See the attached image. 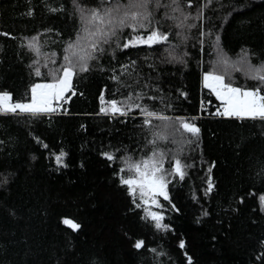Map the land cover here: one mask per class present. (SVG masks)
Returning a JSON list of instances; mask_svg holds the SVG:
<instances>
[{
	"label": "trees",
	"instance_id": "16d2710c",
	"mask_svg": "<svg viewBox=\"0 0 264 264\" xmlns=\"http://www.w3.org/2000/svg\"><path fill=\"white\" fill-rule=\"evenodd\" d=\"M86 2L94 5L99 0ZM46 5H61L64 11L52 14ZM214 6L216 11L206 10L205 16L215 24L224 52L235 60L240 49L247 48L255 53L253 64L264 61V0H214ZM29 9L35 10L33 16L27 15ZM80 27L72 0H0V31L16 37L0 36V88L24 99L30 85L44 82V77L32 74L29 64L37 57L19 45L41 34L42 53H57L56 64H48L55 68L63 48L75 39ZM169 27L170 22L165 30ZM45 28L60 36L42 34ZM172 31L177 29L172 27ZM197 32L192 29L190 35L195 37ZM169 40L178 43L172 36ZM193 43L192 39L187 42L191 56L186 67L161 63L166 55L162 45L154 46L159 50L146 46L129 49L127 55L117 51L113 62L124 63L131 56L143 73L151 71L146 65L152 63L159 72L165 102L172 105L164 114L201 117L196 121L201 128L199 143L184 145L183 153L195 166L188 169L184 181L169 185L172 202L180 209L179 213L165 212V223L170 219L174 233L157 232L142 220L144 210L134 207L127 186H122L116 175L124 167L121 157L139 161L151 155L152 146L147 144L148 131L140 127L142 117L133 120L98 114L101 90L115 85L108 79L109 73L100 71L93 61L88 72L73 78L77 94H66L70 97L63 105L67 114L0 116V139L4 140L0 144V176L8 178L7 184H0V264H186L184 252L193 264H264V211L258 203V196L264 194V123L210 115L221 107V101L204 87L203 74L216 53L208 41L202 55ZM146 55L148 60L143 59ZM99 63L107 67L109 57ZM47 71L41 67L43 74ZM232 76L236 85L254 83L240 72ZM177 89L187 92V99L180 97ZM201 94L211 101L206 113L200 109ZM145 102L156 110L164 109L158 101ZM137 114L138 110L132 115ZM33 136H40L49 149L42 150ZM159 147L170 154L177 149L165 142ZM61 148L68 153L66 168L54 163L52 152L58 154ZM106 151L117 159H105L102 153ZM212 161L216 162L212 171L216 187L205 197V170ZM193 195L199 200L193 201ZM158 199L169 207L162 197ZM202 207L208 216L201 215ZM152 210L161 211L155 206ZM62 218L75 219L81 229L73 232L61 223ZM137 239L145 241L144 249L132 247ZM180 239L186 242L183 250L178 247ZM149 248L162 249L167 255L158 256Z\"/></svg>",
	"mask_w": 264,
	"mask_h": 264
},
{
	"label": "snow or ice",
	"instance_id": "6c2138e0",
	"mask_svg": "<svg viewBox=\"0 0 264 264\" xmlns=\"http://www.w3.org/2000/svg\"><path fill=\"white\" fill-rule=\"evenodd\" d=\"M72 5L79 16L81 27L75 39L67 42L63 48L61 62L57 67L48 68L49 63L56 64L57 53H42L41 34L33 35L26 45H19L27 48L37 57L31 61L29 67L33 68L32 74L35 77L43 76L44 82L31 84L24 99L11 90L0 88V116L38 118L50 117L53 114H67V109L63 105L68 103L70 97L66 98V94L69 92L72 96L77 94L73 89V78L80 73L88 72L91 62L95 61L100 71L109 73L108 79L115 85L112 89L105 86L101 90L98 97L100 103L98 114L133 120L142 117L140 127L148 131L147 144L152 146L151 155L139 161H133L130 156L121 157L124 167H120L116 175L121 185L127 186L134 207L144 210L141 219L157 232L174 233L170 219L168 223H165V212L179 213L180 209L172 202L169 185L174 181H184L188 176V169L195 166V162L189 163L183 153L184 145L190 146L193 143L198 145L201 128L196 121L201 117L199 115H165L164 111L171 109L172 105L165 102L166 97L162 95L163 89L158 83L159 72L155 66L148 63L146 67L151 71L143 73L142 69L138 68L137 59L131 56H128L126 62L115 64L113 62L116 61L117 51L127 55L129 49L146 46L159 50L154 46L162 45L166 55L162 57L161 63L180 64L186 67L188 58L191 56V53L187 51V42L190 39L194 40L192 47L196 48L198 45V51L202 55L205 51V43L208 41L210 47L215 50L216 59L209 63V69L204 72L203 84L204 87L210 88L216 98L221 101V107L210 115L261 123H264V61L253 64L252 56L255 53H250L247 48H241L235 60L224 52L215 24L211 22L210 17L205 16L206 10L216 11L214 0H99V3L94 5L88 4L86 0H72ZM46 7L52 14L64 11L61 5L56 7L46 5ZM34 12V9H29L27 15L33 16ZM231 14L232 11H229L228 15ZM169 22L171 27L165 30V24ZM206 24L207 27H205ZM172 27L177 29L175 33ZM192 29L198 30L195 37L190 35ZM48 33L60 36V33L52 28H45L42 34ZM0 36L16 39L8 31H0ZM170 36L178 43L170 41ZM213 36L214 40H211ZM106 55L109 57V63L107 67H104L99 62ZM41 58L44 59L43 63ZM143 59L148 60L149 56L146 55ZM201 63H203L202 60ZM41 67L48 69L46 75L41 72ZM233 72H240L245 79L254 83L250 86L236 85L232 76ZM225 77L228 78L227 82ZM177 91L180 97L187 99V92L179 89ZM79 94L83 95V92ZM145 101H158L164 104V109L156 110L153 104ZM208 103L210 104L211 101ZM200 109L202 112H207L203 101ZM137 110L138 114L132 115ZM154 121L160 123L156 124ZM33 141L42 150L49 149V144L40 136H33ZM161 142L177 145L176 151L170 154V150L159 147ZM3 143L4 140L0 139V144ZM52 155L57 167H68L65 162L68 153L63 148L58 154L52 152ZM102 155L109 161L117 159L111 152L106 151ZM33 159L36 157L33 156ZM165 163L168 164L167 168ZM215 167L216 162L212 161L205 170L206 187L203 189L205 197L210 195L216 187L212 178ZM125 172L131 175L126 178L123 175ZM7 183L8 178L0 176V184ZM158 197L167 201L169 207L166 208L164 204H161ZM192 199L198 201L199 197L193 195ZM243 202L244 198L241 197L240 203ZM258 203L264 211V194L258 196ZM153 206L161 211L152 210ZM201 215L208 216L207 209L202 207ZM61 223L73 232H78L82 227L72 218H62ZM185 243L183 239H180L178 247L183 250ZM132 247L136 250L144 249L145 241L137 239ZM147 250L158 256L167 255L162 249ZM184 256L186 264H193L192 257L187 252H184ZM261 256H264V253ZM256 259L259 260L260 256Z\"/></svg>",
	"mask_w": 264,
	"mask_h": 264
},
{
	"label": "built area",
	"instance_id": "2783aa9c",
	"mask_svg": "<svg viewBox=\"0 0 264 264\" xmlns=\"http://www.w3.org/2000/svg\"><path fill=\"white\" fill-rule=\"evenodd\" d=\"M202 101L205 103L206 108H207L208 105H210V104L208 103V101H210V100H209L204 94H201L200 105H201V102H202Z\"/></svg>",
	"mask_w": 264,
	"mask_h": 264
},
{
	"label": "rangeland",
	"instance_id": "374dc122",
	"mask_svg": "<svg viewBox=\"0 0 264 264\" xmlns=\"http://www.w3.org/2000/svg\"><path fill=\"white\" fill-rule=\"evenodd\" d=\"M208 89H210V88H208ZM211 90V89H210Z\"/></svg>",
	"mask_w": 264,
	"mask_h": 264
}]
</instances>
